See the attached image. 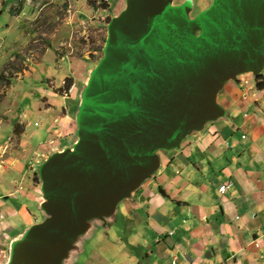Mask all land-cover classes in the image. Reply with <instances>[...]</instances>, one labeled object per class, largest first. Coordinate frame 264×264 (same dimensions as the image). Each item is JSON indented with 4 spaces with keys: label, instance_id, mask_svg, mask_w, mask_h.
<instances>
[{
    "label": "water",
    "instance_id": "water-1",
    "mask_svg": "<svg viewBox=\"0 0 264 264\" xmlns=\"http://www.w3.org/2000/svg\"><path fill=\"white\" fill-rule=\"evenodd\" d=\"M174 1L126 0L111 19L79 94L77 141L40 163L43 217L5 264H64L90 216L109 225L105 213L115 221L158 171L159 151L223 117L226 82L264 74V0H213L195 20Z\"/></svg>",
    "mask_w": 264,
    "mask_h": 264
},
{
    "label": "crops",
    "instance_id": "crops-1",
    "mask_svg": "<svg viewBox=\"0 0 264 264\" xmlns=\"http://www.w3.org/2000/svg\"><path fill=\"white\" fill-rule=\"evenodd\" d=\"M1 15L0 20L19 14ZM86 64L83 69L79 63L73 65V76L63 79L60 88L54 78L37 70L19 75L15 98L25 92L30 102L19 106L16 98L15 114L2 110L0 115V135L11 129L5 139L0 137V176L18 169L21 179L14 183L38 212L40 194L35 192L40 183L31 164L76 143L79 94L94 66ZM217 100L225 110L223 117L193 131L178 149L159 151L158 171L131 200L122 202L128 217L119 208L114 221L123 227L116 237L117 258L122 259L118 264H264V89L257 90L255 77L244 74L226 82ZM20 161L29 166L21 168ZM225 183L232 187L220 193L218 188ZM14 200L0 201V212L10 209L13 215L21 212L28 222H40L39 215H30L25 204ZM5 220L0 239L10 244L12 225ZM8 248H0V264L7 261ZM82 264L112 262L95 251Z\"/></svg>",
    "mask_w": 264,
    "mask_h": 264
},
{
    "label": "rangeland",
    "instance_id": "rangeland-1",
    "mask_svg": "<svg viewBox=\"0 0 264 264\" xmlns=\"http://www.w3.org/2000/svg\"><path fill=\"white\" fill-rule=\"evenodd\" d=\"M212 2L213 0H175L174 6L188 9L190 20H195L211 6ZM19 8L21 11L17 17L4 15L11 14L10 9L17 11ZM125 8L126 0H7L6 3L0 0V14L1 17L4 15L0 20V115L2 110L10 111L11 115L15 114L18 104L14 92L18 90L16 84L19 75L27 76L33 70H37L43 76L49 75L54 78L56 87L60 88L63 79L73 76L71 71L72 68L75 69L73 65L79 63L82 67L78 68L83 69L87 62L86 65L89 67L98 63L103 57V48L108 36L107 26L111 19ZM63 55L67 57L66 61L63 60ZM39 62L44 63V67L39 68L37 66ZM45 86L44 84L43 87ZM19 91L22 92L21 89ZM26 94L23 92L18 96L19 106L21 103L30 102V99L29 102L25 100L29 97L25 96ZM38 96L37 93V100ZM8 129L9 131L4 130L0 137L5 139L11 131ZM33 162L34 169L39 170L40 164L36 163V159ZM20 164L21 168L29 166L26 161H20ZM1 165L3 168L6 166L5 163ZM30 169L34 171L33 168ZM20 179L18 169L9 171L3 177L0 176V201L13 203L16 199L25 204L24 208L28 209L30 215H39V220L42 219L43 215L34 207V202L25 199V196L21 195L22 192L18 191V185L14 180L19 182ZM10 192L15 194L10 198L3 196ZM35 193L40 194V188ZM118 207L124 210H121L123 215L128 217L127 207L123 203ZM3 211L5 221L12 225V230L8 232L9 238L20 235L35 223L28 222L21 212L13 215L10 209ZM104 217L106 222H110L109 225L95 220L93 216L87 219L84 223L87 225V232L78 237V242H75L64 264H71L69 260L71 258L73 260L78 258L80 261L78 264H82L84 258L95 251L101 255L103 252L112 264L122 261L121 257L117 258L119 248L116 245V237L122 233L123 227H119V223L114 222L109 213H105ZM0 243V248L9 246V241L4 238L0 239ZM5 255L7 257L8 252Z\"/></svg>",
    "mask_w": 264,
    "mask_h": 264
},
{
    "label": "trees",
    "instance_id": "trees-1",
    "mask_svg": "<svg viewBox=\"0 0 264 264\" xmlns=\"http://www.w3.org/2000/svg\"><path fill=\"white\" fill-rule=\"evenodd\" d=\"M4 1L6 3L7 0H4ZM110 10H112V9L110 8ZM20 11H21L20 8L17 9V11L14 10V9H11L10 10L11 14L20 13ZM0 79H1V77H0ZM69 81L70 80H68V81L65 82L66 83L65 88H67V89H69V87H70V85L68 83ZM256 89L257 90L264 89V76L263 75H261V76H259V77L256 78ZM36 181L38 182L37 174H36Z\"/></svg>",
    "mask_w": 264,
    "mask_h": 264
},
{
    "label": "built area",
    "instance_id": "built-area-1",
    "mask_svg": "<svg viewBox=\"0 0 264 264\" xmlns=\"http://www.w3.org/2000/svg\"><path fill=\"white\" fill-rule=\"evenodd\" d=\"M35 165L34 164H31V168L34 169ZM232 187V183H225L223 185H221L218 190L220 193H224L226 192L227 190H229L230 188ZM5 219V215L3 213L0 212V228H1V223L2 221Z\"/></svg>",
    "mask_w": 264,
    "mask_h": 264
}]
</instances>
